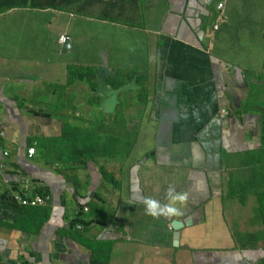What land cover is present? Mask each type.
<instances>
[{"label":"crops","instance_id":"1","mask_svg":"<svg viewBox=\"0 0 264 264\" xmlns=\"http://www.w3.org/2000/svg\"><path fill=\"white\" fill-rule=\"evenodd\" d=\"M68 1L0 0V264H259L261 197L228 193L261 144L260 115L244 109L261 79H246L252 56H237L239 39L218 30L247 11L261 19L251 37L264 44V0ZM61 35L73 51L62 53ZM101 70L117 94L108 113ZM102 114L96 131L127 148L105 162L113 183L98 162L64 163L40 147L64 124L95 129ZM121 124L127 137L114 131ZM24 178L29 196L43 190L52 203L18 204ZM169 187L188 193L183 215H147L144 198L168 203ZM239 234L258 241L241 246Z\"/></svg>","mask_w":264,"mask_h":264},{"label":"trees","instance_id":"2","mask_svg":"<svg viewBox=\"0 0 264 264\" xmlns=\"http://www.w3.org/2000/svg\"><path fill=\"white\" fill-rule=\"evenodd\" d=\"M65 1V2H64ZM71 2L67 0H21L20 6L30 5L32 7L41 8L44 6H53L54 8H61L62 5L65 9H70L67 5ZM91 88L93 89V83H91ZM248 111V107H244ZM39 142L40 147L44 149H55V156L60 161L64 163L73 164H84L90 161H95L100 164V170L104 174L106 179H110L108 183H113V176L108 172L106 161L109 159H116L119 155L120 162L122 161L120 152L118 151V138L112 135L101 136L98 132L92 129H83L70 124H64L62 128L61 135L59 137H51L48 139L41 138ZM261 145L264 146V118L261 121V135H260ZM260 148V147H259ZM253 151L247 152L248 160L245 164L254 163L253 161ZM264 178V172L261 173ZM256 177L254 174L251 180L240 181L237 184L231 186L229 195L233 196L236 194H246L251 190H256L259 188L257 185ZM103 185L100 186L99 190H102ZM39 193L45 194L43 190H39ZM261 197L262 207L264 210V193H258ZM49 205V204H48ZM47 206V205H44ZM26 207H40V206H26ZM264 217V216H263ZM262 239H264V229L261 230ZM241 246H245L247 243L255 244L258 241V237L255 234H239L237 236Z\"/></svg>","mask_w":264,"mask_h":264},{"label":"rangeland","instance_id":"3","mask_svg":"<svg viewBox=\"0 0 264 264\" xmlns=\"http://www.w3.org/2000/svg\"><path fill=\"white\" fill-rule=\"evenodd\" d=\"M243 13H248V12L247 11L242 12L240 10H236L233 13H231L228 16L226 23L223 25L222 28H219L218 31L222 29L226 30V32L229 33L232 39L234 38L239 39V41L237 42H232L233 47L235 48L238 47L236 51L237 56H239L240 58L247 57L249 60H250L249 56L250 57L252 56L250 60V65L252 66V68L248 69L249 70L248 74L250 75H247L246 79L248 81H252L251 78H258L261 80L250 82V89H251L250 92L251 93L249 96V105L246 106L248 107V111L246 110L245 112H251L252 113L251 115H254L255 117L260 115L259 116L260 121H263V118H264V70H262L263 69L262 67H264V47H263L264 44H263L262 39L258 37V34L251 37V33H254L257 31L255 27L256 26L261 27V19L260 21L256 22V19H255L256 16L253 13L249 15L250 17H246V18L243 17ZM251 49H254V51ZM105 116L106 115L102 114V117L100 119V124L97 125L95 129H93L94 131H96V129H98L99 127H100L99 129L102 130V128H104V125H107L108 123L107 117ZM123 119L125 120V117H123ZM87 126H90V124H88ZM114 131L117 133L119 137H124V136L127 137V133L125 131L123 124L116 126V130ZM99 134L101 136L111 135L108 131L99 132ZM118 151L120 152V156H123L125 152L127 151V148L126 146L124 148L123 146L121 147L120 145V147L118 148ZM252 151L254 152V155H253L254 163L245 164V162L249 158V156L247 157V154H246L245 162L241 169L242 173H239V175L237 176L235 175L234 172H232L231 173V183L232 185H234V184L239 183L240 181L251 180L254 174V178L257 175L256 181H257V185L259 186V188L256 190H251V191H255L258 193L259 192L264 193V178L261 175V173L264 172V146L260 144V148H256ZM229 179H230V176H229ZM261 215L262 217L264 216V210H261ZM260 243H262V247H264V241L263 242L260 241ZM259 264H264V258L261 260V262H259Z\"/></svg>","mask_w":264,"mask_h":264},{"label":"clouds","instance_id":"4","mask_svg":"<svg viewBox=\"0 0 264 264\" xmlns=\"http://www.w3.org/2000/svg\"><path fill=\"white\" fill-rule=\"evenodd\" d=\"M166 196L169 202L164 204L152 197H145L143 200L145 213L155 219L162 216L179 217L183 215L181 207L177 205H183L187 202L188 193L176 192L174 187H169Z\"/></svg>","mask_w":264,"mask_h":264},{"label":"built area","instance_id":"5","mask_svg":"<svg viewBox=\"0 0 264 264\" xmlns=\"http://www.w3.org/2000/svg\"><path fill=\"white\" fill-rule=\"evenodd\" d=\"M222 8H223V4L219 3L218 9H222ZM214 29L217 30L218 26L215 25ZM67 40H68V37L66 35H61L59 37L60 44H64ZM35 151H36V148L34 146H31L28 148V154L30 156L34 155ZM8 153L9 152L7 150H4L3 155L6 156L8 155ZM0 166H2V159H0ZM20 188H21L22 193L21 194L18 193L16 195L15 201L21 206H44V205H48L52 203L53 201V196L49 192H46L45 194L37 193L33 196H29L28 192L31 189V182L28 178L22 179L20 183ZM168 227L171 228L170 223L168 224Z\"/></svg>","mask_w":264,"mask_h":264},{"label":"water","instance_id":"6","mask_svg":"<svg viewBox=\"0 0 264 264\" xmlns=\"http://www.w3.org/2000/svg\"><path fill=\"white\" fill-rule=\"evenodd\" d=\"M68 51H73L71 42L69 40H67L64 44H63V49H62V53H67ZM105 71L101 70L100 71V78L96 79V82L99 85V88L97 89V94L105 96L107 98V100L104 102V104H102V106L104 107V109L106 110V112H112L114 111L115 108V104L117 102V94L115 92L110 93L108 92V86L106 85V83L103 81V75H104ZM110 94H113L112 98L109 100L108 98L110 97ZM183 222L179 221V220H174L171 223V227L174 228V236L177 239L179 236V229L182 227Z\"/></svg>","mask_w":264,"mask_h":264},{"label":"flooded vegetation","instance_id":"7","mask_svg":"<svg viewBox=\"0 0 264 264\" xmlns=\"http://www.w3.org/2000/svg\"><path fill=\"white\" fill-rule=\"evenodd\" d=\"M113 94H110V97L108 98L109 100L112 98ZM106 100L107 98L105 96H103Z\"/></svg>","mask_w":264,"mask_h":264}]
</instances>
